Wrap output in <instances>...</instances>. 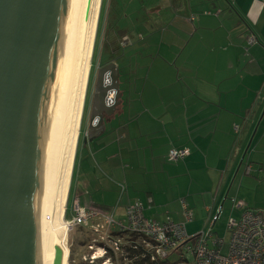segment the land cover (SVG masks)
Masks as SVG:
<instances>
[{
    "label": "crops",
    "instance_id": "1",
    "mask_svg": "<svg viewBox=\"0 0 264 264\" xmlns=\"http://www.w3.org/2000/svg\"><path fill=\"white\" fill-rule=\"evenodd\" d=\"M122 1L109 0L111 32L143 39L113 48L123 103L105 133L85 142L84 132L79 205L122 215L138 199L147 218L183 222L189 237L214 215L224 230L240 212L233 197L264 215V0ZM133 7L143 8L138 28L118 27ZM182 148L188 156L168 159Z\"/></svg>",
    "mask_w": 264,
    "mask_h": 264
},
{
    "label": "water",
    "instance_id": "2",
    "mask_svg": "<svg viewBox=\"0 0 264 264\" xmlns=\"http://www.w3.org/2000/svg\"><path fill=\"white\" fill-rule=\"evenodd\" d=\"M68 1L0 0V264H39L46 133ZM121 84L113 59L97 68L85 142L113 121ZM63 254L55 245L52 264H63Z\"/></svg>",
    "mask_w": 264,
    "mask_h": 264
},
{
    "label": "built area",
    "instance_id": "3",
    "mask_svg": "<svg viewBox=\"0 0 264 264\" xmlns=\"http://www.w3.org/2000/svg\"><path fill=\"white\" fill-rule=\"evenodd\" d=\"M190 19L193 20V16ZM125 39L128 40V37L126 36ZM256 39L254 35H250L247 42L251 44ZM233 128L239 129L240 125L236 123ZM182 151L185 153L179 155ZM187 155H189L188 148L171 150L168 159L178 161ZM250 170L251 165L246 161L244 172L249 174ZM65 201L67 202V198ZM182 202L185 221H190L193 214L186 209V203L183 200ZM235 205L245 206L242 201ZM65 210L61 218L66 222L67 230L79 225L89 226L91 229L92 236L85 245V259L88 264H111L119 257L123 240L121 237L110 236L113 233L112 228H117L118 231L127 230L147 234L165 247L174 246L175 248L182 245L181 251L192 254L195 264H264V216L259 214L243 211L239 219L232 216L228 218L230 239L229 248L225 254L222 252V245L218 247V242L211 232L215 216L209 228L201 230L198 236L189 237L185 232L183 222H173L169 217L161 222L147 218L139 201H135L126 208V221L116 220L112 213L100 208L90 207L86 210L77 205L75 201L72 203L73 214L70 220L65 219Z\"/></svg>",
    "mask_w": 264,
    "mask_h": 264
},
{
    "label": "bare ground",
    "instance_id": "4",
    "mask_svg": "<svg viewBox=\"0 0 264 264\" xmlns=\"http://www.w3.org/2000/svg\"><path fill=\"white\" fill-rule=\"evenodd\" d=\"M95 4L96 0L68 1L46 133L44 170L39 201L41 212L38 229L39 264H52L55 245L61 246L63 249V264H67L68 261V249L64 245L68 231L66 222L59 217L61 213L55 217L53 212L54 210L61 212L66 208L65 200L68 191L65 190L66 184L69 182L68 167H70L71 155L69 151L68 155H65V127L70 116L71 78L77 71L78 57L84 50L86 30L89 27L90 14L95 10ZM92 22L95 23V20ZM83 89L80 91V96L72 93V97L74 95V98H77L75 104L77 107L83 103ZM64 192L66 193L63 195ZM68 195L69 192L67 199ZM56 219L57 221H55Z\"/></svg>",
    "mask_w": 264,
    "mask_h": 264
},
{
    "label": "rangeland",
    "instance_id": "5",
    "mask_svg": "<svg viewBox=\"0 0 264 264\" xmlns=\"http://www.w3.org/2000/svg\"><path fill=\"white\" fill-rule=\"evenodd\" d=\"M125 1L126 0L122 2L124 3ZM149 1L150 0H148L147 3H150ZM137 2L139 3V6H140V0H137ZM109 10H110L109 0H96L95 10L92 11V13L90 14L89 27L86 30V39H85L86 43L84 46V50L81 52V54L78 57L77 71L71 78L72 80L71 89H70L71 90V97H70L71 106L69 107L70 116L68 114L69 119H67L66 127H65V142H66L65 155L66 156L68 155V151L71 155L70 167H68L69 182L68 184H66V190H65L69 192L67 203H66V208H65L66 209V217H65L66 219H69L70 208H71L72 203L75 201L76 204L79 205L78 200L75 197V181H76V178H78L77 174H78L79 168H82V165L89 160L82 155V140L84 137V132L86 130L85 117L87 116L89 112V99L91 97L90 95L93 89L92 82L95 77L94 76L95 71L97 67L101 65V63H103L104 60H107L109 58L108 55L106 56V54L105 55L102 54L103 50L107 51L108 47H112L113 49L115 47V44L118 45L117 41L119 39L121 43H125V41L123 42V40H125L126 36L120 35L118 37L117 33H115L114 31L111 32L112 30L111 25L113 24V20L111 17H109V13H108ZM131 11H132L131 16L135 18L133 19L132 17H130V19H128L125 16L123 18L120 17L117 21L118 27L120 26L126 27L130 30L138 28L137 18H139L141 14L143 15V8L138 10L137 7H133ZM123 12H126V9H124ZM146 12L148 13V11ZM93 20H95V23L92 22ZM121 21H125V22H121ZM140 35L141 34H138L137 37L129 35L130 39L126 41L125 44L129 43L132 45V44L137 43L138 40L143 39ZM146 43H148V41L140 43L137 49L144 48ZM150 44L151 43L149 42L147 45H150ZM137 53L139 54V52ZM147 67H149V64H147ZM146 71H148L147 68H146ZM83 84H84V89H83ZM81 89H83V95H82L83 103L79 107H77V105H75L77 103V98H74V95L72 97V93L74 94L76 93L77 95L79 94L80 96ZM109 125H111V123ZM233 130L235 133L239 131V129L235 130L234 128ZM171 150H181V149H171ZM170 151L168 152V158L170 156ZM181 153H185V151L179 152V155H181ZM175 155L177 156L176 153ZM71 176L72 178L70 179ZM65 193L66 192H64L63 195ZM67 194H66V198H67ZM232 207L235 208V205L233 202L231 205V210L237 211L236 209ZM63 211L59 212V211L54 210L53 216L56 217L59 213L62 214ZM59 217L61 218V215ZM55 221H57V219ZM223 221L224 219L221 221V223L219 222L220 224L217 227V232L221 236H223L225 233V231L223 230V224H224L222 223ZM226 225H227V221H226ZM81 231L82 230L80 226L67 231L66 239L64 241V245L68 249L67 264H88L85 259L86 249H85L84 243L86 240L81 241L82 235L84 236H88V235H85L84 232L83 231L81 232ZM177 258H178V255L175 253H173L170 256L171 260H174ZM186 258L188 260V263L180 262L178 264H191V259H192L191 255L187 254ZM97 260H99L98 257H97Z\"/></svg>",
    "mask_w": 264,
    "mask_h": 264
},
{
    "label": "trees",
    "instance_id": "6",
    "mask_svg": "<svg viewBox=\"0 0 264 264\" xmlns=\"http://www.w3.org/2000/svg\"><path fill=\"white\" fill-rule=\"evenodd\" d=\"M182 149H184V148H182ZM135 201H139L141 203L140 200L131 198V200L128 202L127 206L124 208V212L122 215L117 214L115 205L106 211L108 213H112L114 219L126 221V219H127L126 208L128 206L132 205ZM239 201H242L245 204V206L244 205L242 207H241V205L236 206L235 204H238ZM232 202L235 203L234 204L235 208L240 209L239 214L237 216L234 215L235 216L234 218H236V219H239L241 217V215H242L241 213H243V211L264 216L262 212L254 209V208L249 207L245 201L240 200L238 197H233ZM80 207H82V206H80ZM89 207L84 208V209L88 210V209H90ZM91 207L94 208V206H91ZM142 207H143V205H142ZM95 208H98V207H95ZM100 209H102V208H100ZM186 209L190 210L187 207H186ZM102 210H105V209H102ZM143 213H144V210H143ZM72 214H73V210H72V205H71L69 219H66V218L65 219L70 220ZM214 216H212V218L210 219L209 226L207 228L210 227L211 221H212ZM65 217H66V210H65ZM79 226L81 227V230L84 232V234L88 235V236L82 235V239H81V241L86 240L84 243L86 245L87 242L90 240V236H92L91 235V229L89 226H85V225H79ZM213 226L211 227L212 235L217 240L218 247H221V245H222V252L226 254L228 251V248H229V239H230V231L228 229V226L225 223V226H224L225 233L223 236L219 235V233L213 228ZM112 231H113V233L110 236L121 237L123 240V243L120 245L119 257L115 261H113L111 264H178L180 262L188 263L186 255L189 253H184L181 251L182 245H179L175 248H173L174 246L173 247H165V246H162L160 243H158L153 238H151L149 235L143 234L141 232H133V231H127V230H124V231L119 230L118 231L117 228H112ZM199 233L200 232H198L195 235L198 236ZM172 238L174 239L173 236H172ZM173 253L177 254L178 258L171 260L170 256ZM190 255L192 258L191 264H195L192 254H190Z\"/></svg>",
    "mask_w": 264,
    "mask_h": 264
},
{
    "label": "flooded vegetation",
    "instance_id": "7",
    "mask_svg": "<svg viewBox=\"0 0 264 264\" xmlns=\"http://www.w3.org/2000/svg\"><path fill=\"white\" fill-rule=\"evenodd\" d=\"M116 45L117 44H115V47H116ZM114 47V48H115ZM101 53H102V51H101ZM115 53V49H112V47H108L107 48V51L106 50H103V55H105L106 54V56L108 55L109 56V58L107 59V60H104V62L103 63H101V65H103V64H105V63H107V62H109L111 59H112V56H113V54ZM101 65H99V66H101ZM98 66V67H99ZM97 67V68H98ZM96 72H97V69H96V71H95V74H94V76L96 77ZM95 77H94V80H93V82H92V84H93V89H92V91H91V97H90V99H89V112H88V114H87V116L85 117V127H87V124H88V121H89V116H90V104H91V98H92V94H93V91H94V88H95ZM122 106V105H121ZM120 110H121V107H118L117 106V108H116V110H115V114H114V116H113V120L115 119V118H117V116H118V114H119V112H120ZM122 112V111H121ZM109 125V124H108Z\"/></svg>",
    "mask_w": 264,
    "mask_h": 264
}]
</instances>
